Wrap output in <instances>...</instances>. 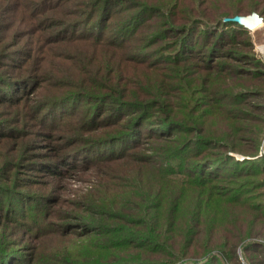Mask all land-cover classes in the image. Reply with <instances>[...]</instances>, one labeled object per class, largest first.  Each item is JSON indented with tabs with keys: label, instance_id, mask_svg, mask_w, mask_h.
Segmentation results:
<instances>
[{
	"label": "rangeland",
	"instance_id": "374dc122",
	"mask_svg": "<svg viewBox=\"0 0 264 264\" xmlns=\"http://www.w3.org/2000/svg\"><path fill=\"white\" fill-rule=\"evenodd\" d=\"M22 1L24 0H0V14L3 16L0 19L2 22L0 39L5 38L3 50H10L12 58H22V53L24 54L25 49L30 47L31 37L20 36L25 34L22 33L23 31L30 30L31 22L27 21V15L32 14L34 6L30 7L28 4L33 0H26L27 2L20 5ZM177 1L129 0V3H151L156 9L161 10L163 5L170 3V12H168L170 31L173 24L179 23L178 19L184 17H190L194 22L198 19L202 20L204 26L200 25L201 27H195L194 30H202L203 35L216 29L212 27L218 25L219 18L223 20L224 17H232L227 16L228 14L239 15L237 12H242L241 16H256L259 21L250 28L245 24L240 26L229 21L222 22L219 29L222 30V41L217 54L229 52V48L232 47L231 41L237 39L239 51L242 53L234 56L240 60L219 56L215 60L218 68L210 71L205 69L207 65L201 69L194 67L193 63L205 61L192 58L183 69V83L175 79L181 75L177 74L178 68L173 60H170V65H166L165 61L160 62L157 63L160 73L168 76L170 87L165 89L157 81L151 83L148 88L141 87L134 92L138 94L147 92L154 99L162 92H166L170 98V114L178 116L179 113L183 115L188 111L191 114L185 98V96L189 98L191 90L192 95L198 97L202 104L201 114H196L201 116L200 120H197L200 126H208L213 133L219 135L233 133V136L245 142L246 137L253 136L259 129L264 118L260 110L242 102L247 100L264 105V96L256 97L254 93H264V80L251 77L244 79L238 75H245L247 72H264V15L261 14V4L259 5V2L264 3V1L179 0L180 4L175 3ZM76 2L77 0H58V4L56 3L46 12L48 15L65 20L77 18L73 13ZM25 3L30 7L29 10ZM116 4L122 3L118 1L112 3L113 6ZM183 6L194 8L196 11L190 13L185 10L184 14H181L180 10ZM156 12L157 10L153 11ZM253 14L254 16H251ZM158 20L157 18L156 22ZM9 22H14L17 26L6 32L4 25ZM193 24L197 26V23ZM15 30L18 31L14 32ZM142 37L137 39V44ZM171 40L173 38H170V42ZM202 42L203 36L199 39L191 37L185 44L187 45L185 49L189 48L191 43L195 46L196 43L202 45ZM69 46L64 43L49 45L53 48L50 49L53 53L52 60L47 61L43 67L46 73L42 74L41 79L44 81H39V85L34 90L33 86L31 87L25 96L26 101L21 102L19 106L14 102L0 105V131L10 134L9 137L0 136V202L5 204V209L0 210V264H88L106 252L98 249V236L87 233V226L92 225L93 219L103 220L110 216L121 228H141L133 226L141 220L142 226L146 225L148 220L151 221L152 227L156 228L169 225L170 212L178 205L172 200L174 197L167 181L170 174L164 171L160 179L159 169L172 161L171 156L181 147L182 139L192 137V141L184 140L183 145L195 152V157L187 158L188 151L186 149L181 151L188 160L185 169H194L195 165L202 161L203 165L198 168H203L206 175L209 172L220 171L222 177L217 182L227 188L234 186L239 188L235 183L236 180H258V176L246 174L262 171L264 168V134L261 135L262 140L255 155L229 152L227 154L231 158L225 160V163L221 161L207 163L203 158H206L209 152H222V149L214 147L216 149L205 151L204 145L201 147L203 143L198 141L200 135L186 132L196 125L190 121L176 120L177 118L174 117L175 119L170 123L157 125L156 118L151 117L140 129L136 128L127 135L123 133L129 132L125 127H120V132H114L117 127L109 130L106 127L87 126L89 122L87 113L91 106L88 98L91 93H101L100 96L111 94V98L114 99L113 107L116 106V110L113 109L115 113L110 119L108 118L112 123L121 121V124H125L132 116V110H137V106L132 104L124 107L118 100L120 98L118 90L110 91L102 85L97 86L96 79H103L104 76L100 70L97 72L94 69L95 63L86 48L80 46L77 49L80 58H74L71 57L73 48ZM179 48L176 44L170 48L171 52L174 50V60L181 56ZM57 53L65 58L57 59L55 57ZM194 55L198 54L194 53ZM198 56L202 59L206 58L203 53ZM10 60L12 59L6 58L5 62ZM26 63L30 64L28 61ZM99 67L101 69V64ZM198 69L200 72L196 74ZM242 71L246 72L241 73ZM21 73L8 66L3 75L5 79L15 82V80H23V77L26 78ZM198 74L202 75L198 76ZM18 76L19 78L16 79ZM210 76L212 79L208 85L203 80L210 79ZM14 77L15 80H11ZM194 79L196 83H193ZM21 84L10 85L5 93L10 96L12 91L22 89ZM238 87H243L244 90H237L235 94V88ZM210 92H213L211 98L220 104L207 105ZM230 92L232 93L227 94ZM241 92L245 94L241 95ZM35 101H37L36 105L47 104L46 109L43 110L44 114L41 115L42 119L45 118L43 125H39V121L32 117L34 108L32 109L31 105H34ZM107 102L110 103L111 100L107 99ZM216 106L219 107L216 109ZM73 108L76 109L77 114H67V117H64V114ZM110 112L111 110H106L99 120L105 119L104 116H109ZM234 115L243 117L231 121L234 123H228V117ZM119 133L123 135L110 138L111 135L115 136ZM159 133H162L161 137ZM238 133L243 134V137H238L236 135ZM263 181L260 188L248 184L244 189V192L247 190V194L252 196L250 202L253 205L263 206L261 210H264ZM35 210L40 214L39 218H35ZM184 212L188 213L186 203L183 207ZM183 222L186 223L185 219H180V223ZM252 223L257 226V231L261 234H254L241 241L237 245L236 252L233 253L234 260L231 262L225 258L219 263L205 259L208 255L214 256V254L222 257L217 250L196 259H182L175 264H264V252L258 244H252V242H260L264 246V220H252ZM128 236L127 234L124 237ZM243 245L248 246L249 250H245ZM102 259L106 260V258ZM106 261L108 264L116 262L112 259ZM138 261L134 263H139Z\"/></svg>",
	"mask_w": 264,
	"mask_h": 264
},
{
	"label": "trees",
	"instance_id": "16d2710c",
	"mask_svg": "<svg viewBox=\"0 0 264 264\" xmlns=\"http://www.w3.org/2000/svg\"><path fill=\"white\" fill-rule=\"evenodd\" d=\"M116 1L122 4L113 6L112 3ZM23 2L27 1L24 0L19 4L21 5ZM56 3L58 4V0H33L29 2L28 6H34V8H32V10H34L32 14L27 15V21L31 22L30 30L27 32L23 31L22 33L25 32V34H22L20 37L29 35L31 39L29 40L30 47L25 49L24 54L20 52L23 55L22 58H12L10 50H3L5 38L0 39V105L14 102L15 105L19 106L21 102L26 101L25 99L27 97L25 96H27L31 87L33 86L34 90V88L39 85V81H44L41 79L42 74L46 73L43 67L47 61L52 60L51 56L53 53V50H50L53 48L49 47V45H61V43L70 45L69 47L73 48L71 57L74 58L79 57L77 49L83 46L95 63L96 67L94 69L97 72L100 70L104 76L103 79H96V85H102V87L110 91L118 90L120 96L118 100L124 107H129L132 104L137 106V110H132V116L130 119L126 120L125 124H121V121L112 123L109 119L110 116L115 113L113 109L116 110V106L113 107L114 99L111 98V94L100 96L101 93H91L92 95L88 98L91 101V106L87 113L89 116L87 126L106 127L109 130L117 127L113 130L114 132H120V127H125L129 132L123 133L127 135L136 128L137 130L140 129L144 122H147L151 117L156 118L157 125L170 123V121L176 117V120L180 119L196 124L193 129L186 132H193L200 135L198 141L203 143L201 147L204 145L205 151H208V149H216L214 147L222 149V152H209L208 156L203 158V161L207 163H211L212 161H216V163L217 161L225 163V160L231 158L230 155L227 154L229 152L253 153L254 155L257 153L262 140L261 135L264 134V119L262 125L255 134L246 137L244 140L245 142H243L242 139L233 136V133L227 132L224 135H219L213 133L208 126H200L197 120H200L201 116H196V114H201L200 109L202 104L198 97L192 95L191 90L189 98L185 96L191 114H189L188 111L187 114L182 115V113H179L178 116L170 114V98H168L166 92H162L161 90L162 93L155 99L149 96L147 92H142L140 94L134 92L141 87L148 88L151 83L157 81H159V85H163L165 89L170 87L168 76L160 73V68L157 64L160 62L165 61L166 65H170V60H173L178 68L176 70L177 74L181 75L177 76L175 79L183 83V69L186 68L192 58L205 61L193 63L192 65L194 67L201 69V67L207 65L205 69L210 71H214L218 68L215 60L219 56L225 59L240 60V58L234 56L235 54L242 53L239 51L240 46L237 39L234 41L230 40L232 47L229 48V52L225 51L221 55L217 54L218 47L221 46L220 42L222 41V30L219 29L223 24L222 22H225L221 20V18H219L218 25L216 24V27H212L216 29L205 32V35H203L204 33H202V30H194L195 27H201L203 25L201 22L202 20L198 19L194 22L190 17H178L179 23L173 24V28L170 31V16L168 13L170 12V3L163 5L161 10L156 9L151 3H129V0H77L73 10L74 17L77 18H71L69 20L47 14L48 12L46 11L53 8ZM175 3L180 4V1L178 0ZM262 3L263 2H259V5L261 4V14L264 15V3ZM28 6L26 5V8L29 10L30 7ZM176 7L179 9V5ZM156 10L157 12L153 13V11ZM185 10L190 13L196 11L194 8L183 6L180 13L184 14ZM44 12H46V14ZM237 13L243 15L242 12ZM233 15L234 14H228L227 16ZM115 16L117 17L116 19ZM2 18L3 16L0 14V19ZM157 18L159 20L156 22ZM229 22L241 26L238 22ZM193 23H197V26ZM177 25L178 28H176ZM1 26L2 22L0 20V27ZM4 26L7 32L15 28L17 24L9 22ZM16 31L18 30L14 32ZM244 31L248 32L245 29ZM198 35L200 36L197 37ZM202 36V45L196 43L194 46V44L191 43V46L194 48L189 46V48L185 49L187 46L185 44L188 42V39L191 37L199 39ZM141 37L142 39L137 44V39ZM248 37L250 38L249 35ZM170 38H173L171 42ZM144 42H146V44H144ZM175 44L180 47L181 56L174 60V50L171 52L170 48H173ZM150 51L152 53H150ZM194 53L198 55L203 53L206 58L202 59L198 55L195 56ZM246 53L249 52L246 51ZM170 54H172L171 57ZM245 56L250 57L248 54H245ZM55 57L57 59L58 57L60 59L65 58V56H61V54L58 53ZM6 58L12 60L5 62ZM26 61L30 64H27ZM90 61L91 60H89V62ZM99 64H101V69ZM8 66L21 71V74L26 76V78L21 76L24 79L16 81L14 77L11 80H15V82L5 79L3 73ZM200 69L197 70L196 74L200 72ZM245 72L246 71H242L241 73ZM200 75L202 74H198V76ZM238 76L244 79L251 77L252 79L264 80V72H247L245 75L240 74ZM18 78L19 76L16 77V79ZM211 79L212 77L210 76V79L205 78L203 81L209 85ZM19 83H22L20 86L22 89L12 92L8 90L11 92L10 96L5 93V90L10 87V85ZM188 83L191 85L189 81ZM193 83H196V79L193 80ZM23 85H25V87ZM132 88L135 89L132 90ZM235 89V94L237 90H244L243 87ZM133 92L134 95H132ZM231 93L232 92L227 94ZM254 93L256 97L261 98L264 96L263 92ZM211 94H213V92L209 93L207 105H212V103L220 104L218 101L215 102L214 98H211ZM244 94L241 92V95ZM107 99L111 100V102L108 103ZM181 99L185 100L184 98ZM242 103L260 110L264 118L263 104L252 103L247 100H243ZM36 104L37 101H35L34 105H31V108H34L32 117L39 121V125H43L45 118L42 119L41 115L44 114L43 110L46 109L47 104ZM218 107L219 106H216L215 108L217 109ZM99 109L100 112H98ZM106 110H111L109 116L105 115V119L100 121V116L105 113ZM212 111L213 110H211L210 113H212ZM20 112H22V110ZM67 114H77V111L73 108L71 111L66 112L64 117H67ZM241 117H236L235 115L232 117L229 116L227 122L234 123L231 121L242 119ZM102 124L105 125L100 126ZM123 133H119L115 136L111 135L112 137L110 138H118L119 135H123ZM17 134L15 135L17 136ZM9 135L10 134L0 131L1 137H9ZM161 135L162 133H159L160 137ZM236 135L238 137H243V134L238 133ZM188 139L191 140L192 137L186 140L182 139L180 142L181 147L171 156L172 161L167 162L165 167L159 169L160 179L164 171L170 174L167 181L170 184V191L174 197L172 200L174 204L176 203L178 205L176 208L174 206L170 212V224L164 228H156L152 227L150 220H148L146 225L142 226L141 223L143 222H141V220L139 223L133 224V226L141 228H121L110 216L109 218H103V220L93 219L92 225L87 226V233L88 235H97L99 241L98 249H102L103 252H106L99 258L96 257L88 264H108L106 263L108 259L116 261L112 264H175L179 260H185L187 258L196 259L217 250L222 257L214 254V256L208 255L205 259L213 261L214 263H219L225 258L231 262L234 260L233 253L236 252L237 245L240 244L241 241L246 240L254 234H261L257 231V226L252 223V220H264V210H261L263 206L261 204L253 205L250 202L252 196L247 194V190L244 192V189H246L245 186L248 184L257 185L254 187H261V182L264 180V168L262 171L246 174L258 176V180H236L235 183L239 185V188L236 186L232 188L222 187V184L217 182L222 177L221 172H209V174L206 175L203 168H198L203 165L201 160V162L195 165L196 168L185 169L188 160L181 154V151L183 152L185 149L188 151L187 158L195 157V152L183 145L184 140L186 142ZM240 176L242 175H239V177ZM176 197L178 198L175 199ZM256 199H258V197ZM185 203L188 213H183ZM4 209L5 204L0 202V210ZM140 211L141 210H139V212ZM34 215L35 218L38 216L40 217L37 210H35ZM180 219H185L186 223L183 222V224H181ZM247 225L249 226L247 227ZM127 234L129 236L124 237ZM121 236L123 238H120ZM254 243L258 244L262 252H264V246L260 242H252V244ZM243 248L249 250L246 245H243ZM101 258H106V260H101ZM136 260H139V263H134V261L137 262Z\"/></svg>",
	"mask_w": 264,
	"mask_h": 264
},
{
	"label": "water",
	"instance_id": "95a60500",
	"mask_svg": "<svg viewBox=\"0 0 264 264\" xmlns=\"http://www.w3.org/2000/svg\"><path fill=\"white\" fill-rule=\"evenodd\" d=\"M251 16H254V14L251 15ZM247 17H250V16L234 15V16H232V17H224L223 20H224V21L238 22V23H240V24H245L244 20H245Z\"/></svg>",
	"mask_w": 264,
	"mask_h": 264
},
{
	"label": "bare ground",
	"instance_id": "6f19581e",
	"mask_svg": "<svg viewBox=\"0 0 264 264\" xmlns=\"http://www.w3.org/2000/svg\"><path fill=\"white\" fill-rule=\"evenodd\" d=\"M258 21H259V19H258L256 16H255V17L246 18V19L244 20V22H245V26H246V27L249 26V28H250L251 25H252L253 27H254L255 25H257ZM248 24H250V25H248Z\"/></svg>",
	"mask_w": 264,
	"mask_h": 264
}]
</instances>
